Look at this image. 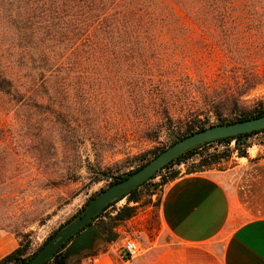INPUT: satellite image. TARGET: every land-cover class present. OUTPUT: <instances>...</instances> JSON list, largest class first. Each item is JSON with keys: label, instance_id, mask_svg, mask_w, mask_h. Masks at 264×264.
I'll use <instances>...</instances> for the list:
<instances>
[{"label": "rangeland", "instance_id": "374dc122", "mask_svg": "<svg viewBox=\"0 0 264 264\" xmlns=\"http://www.w3.org/2000/svg\"><path fill=\"white\" fill-rule=\"evenodd\" d=\"M260 15L264 18V12ZM188 28L156 32L165 39L151 44L174 52L171 58L155 60L148 56L141 65L133 64L132 70L133 59L124 57L118 62L123 68L121 72L112 70L115 65L112 58L107 59V64L103 58H88L78 75L61 79L59 89L52 91H48V83L43 87L39 77L20 71L13 76L21 90L18 100L0 91V212L17 231L20 241L29 243L30 253L77 214L91 196L110 185L114 176L138 166L143 153L168 147L172 136L167 135V126L172 127L168 130L176 136L191 126L192 121H169L161 115H153L148 124L140 114L141 102L146 103L143 83L148 82V75L155 82L170 84L176 95L171 97L173 107L178 108L182 103L195 105L194 120L200 119L208 126L217 119L204 106L202 83L218 93L237 94L246 81L244 71L235 74L231 71L234 63L222 54L220 44L257 52L255 70L259 83L241 95L237 109H223L222 114L223 118L231 119L262 107L264 25L238 30L237 36L231 37V33L225 39L217 36L221 34L218 30L205 32L199 27ZM209 50L216 51L218 57L214 54L206 57ZM5 66V61L0 60V72ZM100 68L106 70L100 71ZM222 68L227 69L225 74L220 72ZM199 77H203L202 82ZM247 141L250 146L245 157L263 155L260 150L264 146V131ZM233 147V141L213 142L198 151L227 154L219 159L221 162L233 154L238 156ZM198 155L164 168L159 174L163 176L168 170L184 173L191 163L197 162ZM98 166L106 171L104 175L94 172ZM151 184L147 182L140 188L142 198L136 211L143 220L146 218L144 227H139L145 231L154 225V212L148 206L157 196L150 194ZM125 203L126 197L113 203L101 218L107 219L114 213L115 205L121 207ZM95 249L82 251L69 264H82V258L95 253Z\"/></svg>", "mask_w": 264, "mask_h": 264}, {"label": "trees", "instance_id": "16d2710c", "mask_svg": "<svg viewBox=\"0 0 264 264\" xmlns=\"http://www.w3.org/2000/svg\"><path fill=\"white\" fill-rule=\"evenodd\" d=\"M262 12H264V0H0V60L5 61L6 64L0 72V91L18 100L21 90L13 76L15 73H21L20 71L39 77L45 88L48 83V91L59 89L58 81L78 75L83 61L88 58H103L104 64L108 63L107 59L112 58L115 64L112 70L121 72L123 68L118 62L127 57L133 59V70V64L141 65L148 56L157 60L164 57L171 58L174 55V52L161 50L155 43L151 44L165 39L156 32L186 31L190 29L188 26H191L199 27L205 32L210 29L218 30L221 34L217 36L225 39L231 33V37L237 36L235 33L238 30H251L263 26L264 18L260 15ZM220 46L222 54L234 63L231 67L234 70L231 71H234V74L240 70L244 71L245 77H242L246 81L243 89L237 94L233 91L218 93L209 88L205 82L202 83L204 106L215 113L217 119L215 124H230L264 115L263 104L261 108L251 112L239 113L231 119L223 118L222 110L237 109L241 95L256 87L260 77L255 70L257 52L222 44ZM205 54L206 57L213 54L214 57H218V53L213 50L206 51ZM226 70L222 68L220 72L225 74ZM148 77V82L143 83L144 93L147 94L144 99L146 103L140 104L142 109L140 114L146 118L148 124L151 123L150 119L153 115H161L169 121L174 119L192 121L191 126L181 136L177 135L178 138L211 126L202 124L200 119L194 120V115L197 113L195 105L182 103L178 108L173 107L171 97L176 95L172 93L167 81L155 82L151 76L148 75ZM202 78L199 77L200 82L203 81ZM166 128L167 135L171 137L168 129L172 127ZM263 131L264 128L198 144L164 165L150 179L162 169L190 160L197 154L199 159L189 165L186 173L209 168L227 155L198 151L200 147L213 142L229 144L233 141V150L237 155L247 156V148L250 146L248 138ZM171 138L172 144L175 139ZM165 148L153 149L148 151V154L143 153L138 159V166L131 171L114 176L111 183L124 179L143 167ZM94 172L100 175L106 173L99 166ZM178 174L177 170H168L165 175H161L158 183L150 185L152 187L150 194L156 193L158 186L162 188ZM146 184L147 181H144L126 193L124 196L126 203L116 209L113 214L108 215L107 219L101 218V214L120 199L105 205L87 226L95 224L106 238V242L114 241L117 238L115 226L136 214L142 198L140 188ZM102 190L91 196L87 203ZM156 195L154 205L159 200L158 193ZM130 202L135 204L131 205ZM86 204L57 231L77 218ZM49 238L31 253L29 243L20 241L16 249L0 259V264H28ZM64 246H66L65 243L60 249ZM50 262L51 260L48 259L42 264H52Z\"/></svg>", "mask_w": 264, "mask_h": 264}, {"label": "crops", "instance_id": "0c3cea01", "mask_svg": "<svg viewBox=\"0 0 264 264\" xmlns=\"http://www.w3.org/2000/svg\"><path fill=\"white\" fill-rule=\"evenodd\" d=\"M260 151L259 158L233 154L202 171L180 172L148 206L152 228L139 229L146 218L135 214L115 226L114 241L98 242L94 254L102 255L101 264H264V146ZM127 237L141 252L119 260ZM19 243L0 212V259Z\"/></svg>", "mask_w": 264, "mask_h": 264}, {"label": "water", "instance_id": "95a60500", "mask_svg": "<svg viewBox=\"0 0 264 264\" xmlns=\"http://www.w3.org/2000/svg\"><path fill=\"white\" fill-rule=\"evenodd\" d=\"M262 128H264V115L230 124H214L181 138L170 133L175 139L171 145L146 165L130 173L124 179L111 183L93 197L78 217L53 234L28 264H42L48 259L52 261V264H69V260L78 256L82 251H90L98 242H106V238L95 224L87 226L105 205L115 199L123 198L126 193L149 180L156 171L189 148ZM64 243L66 246L60 249Z\"/></svg>", "mask_w": 264, "mask_h": 264}, {"label": "built area", "instance_id": "2783aa9c", "mask_svg": "<svg viewBox=\"0 0 264 264\" xmlns=\"http://www.w3.org/2000/svg\"><path fill=\"white\" fill-rule=\"evenodd\" d=\"M181 166V164L179 165ZM179 168V167H178ZM164 170V169H162ZM161 170V171H162ZM161 175L159 173H157L153 178L147 180V182H152L154 184L159 182ZM161 186L157 187V191H160ZM156 194H153L152 196L155 197ZM131 203V202H130ZM116 207L114 208V211H116V209L119 208L118 205H115ZM141 252V246L138 244V242L134 239H132L131 237H127L125 238L121 248L118 251V259L119 260H128L131 258H134L136 256H138ZM101 256L100 254H89L86 255L82 258V264H101Z\"/></svg>", "mask_w": 264, "mask_h": 264}]
</instances>
